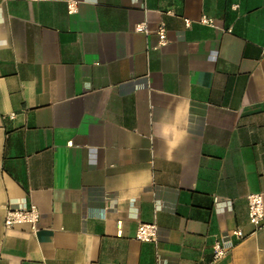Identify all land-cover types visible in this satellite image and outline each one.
Instances as JSON below:
<instances>
[{"label": "crops", "instance_id": "crops-1", "mask_svg": "<svg viewBox=\"0 0 264 264\" xmlns=\"http://www.w3.org/2000/svg\"><path fill=\"white\" fill-rule=\"evenodd\" d=\"M77 1L0 0V264H264V0Z\"/></svg>", "mask_w": 264, "mask_h": 264}, {"label": "built area", "instance_id": "built-area-1", "mask_svg": "<svg viewBox=\"0 0 264 264\" xmlns=\"http://www.w3.org/2000/svg\"><path fill=\"white\" fill-rule=\"evenodd\" d=\"M26 1H42V0H26ZM68 12L76 11L77 0H66ZM200 21L204 24L215 26L213 18L202 15ZM186 25H190V20L185 19ZM136 31L148 32L145 23H139L135 26ZM158 46L168 42L167 30L163 23L157 29ZM248 205V219L253 226V231L264 227V192H250L246 195ZM40 219V210L38 206L31 203L23 209L7 208L3 218L5 227H11L16 224H28L35 230ZM136 238L146 242H156L158 236V225L156 222H142L137 226ZM245 236L243 230L239 227L232 229L224 236L218 237L213 242V258L218 259L227 253L229 245L233 242L232 237L240 240Z\"/></svg>", "mask_w": 264, "mask_h": 264}, {"label": "clouds", "instance_id": "clouds-1", "mask_svg": "<svg viewBox=\"0 0 264 264\" xmlns=\"http://www.w3.org/2000/svg\"><path fill=\"white\" fill-rule=\"evenodd\" d=\"M173 147H175L176 145H175V143H173V145H172Z\"/></svg>", "mask_w": 264, "mask_h": 264}]
</instances>
